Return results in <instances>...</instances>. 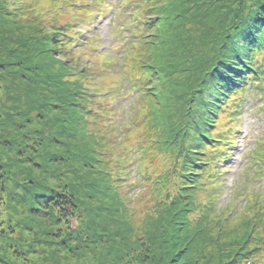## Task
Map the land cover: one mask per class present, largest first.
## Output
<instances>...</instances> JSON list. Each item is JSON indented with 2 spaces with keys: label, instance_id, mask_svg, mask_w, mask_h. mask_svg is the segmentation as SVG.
Here are the masks:
<instances>
[{
  "label": "rangeland",
  "instance_id": "1",
  "mask_svg": "<svg viewBox=\"0 0 264 264\" xmlns=\"http://www.w3.org/2000/svg\"><path fill=\"white\" fill-rule=\"evenodd\" d=\"M247 1V7L252 5L249 4L252 0ZM129 2L143 8L144 12L136 14L140 19L156 20L155 28L133 48L128 46L130 34L122 31L126 19L133 20L127 16L129 9H120L123 12L119 17L115 14L116 8ZM238 2L0 0V36L4 33L6 41L11 37L17 43L32 38L31 47L22 43L20 47L41 50L39 60L30 58L39 70L43 67L35 75L30 73L32 90L30 85L12 79L21 75L19 67L13 66L17 55L10 50L15 47L10 45L4 55L0 53V65L5 67L4 72L0 71V163L8 181L4 219L9 224L6 228L14 230L8 233L11 238L0 242V258L4 264H172L165 244L169 245L170 237H175L179 228L171 236L167 232L166 219L174 218L175 211H168V207L157 203L163 197L153 187L170 164L169 156L162 151L166 146L158 143L162 139L166 142L180 130L181 124L176 128L175 123L183 118L181 113L190 107L189 102L195 101L192 97L195 89L202 86V72L208 70L205 67L202 71L205 53L226 15L231 16ZM15 8L49 15L43 25L51 23L49 20L75 21L82 25L85 39L93 37L91 45L75 57L63 60L34 31L37 26L32 19H20V11ZM214 24L218 29L213 28L206 39ZM197 49L204 52L200 61L191 52L187 53ZM194 65L199 67L193 77L184 73L180 79L175 73ZM151 67H154L152 71ZM148 69L153 74L145 86L149 99L143 101L142 93L132 83L141 79ZM206 72L204 78L209 71ZM23 74L29 79V73ZM42 81L46 82L44 87ZM187 83H193L195 89L190 91L193 88L189 90ZM52 88L59 89L62 96H54ZM79 89L92 92L84 104L97 112L98 118L76 106L75 103H81L80 96L75 94ZM256 93H248L244 103L240 102L243 110L234 127L235 147L228 153L231 160L217 163L218 173L222 175L218 178V217L214 218V214L210 219L203 217L208 226L203 239L187 246L184 237L185 242H180L184 249L174 264H224L229 249L223 245L235 240L249 218L237 214L247 202L245 197L264 204V175H255L264 167L255 169L254 166V157L264 143V105ZM177 106L181 107L180 112ZM230 117L226 112L216 121L221 122L220 127L209 131L218 133L230 127ZM222 124L226 127H221ZM181 134L186 136V129ZM34 142L43 143L31 152L29 147ZM25 146L27 155L23 153ZM211 150L206 148L204 153L211 156ZM215 167L212 164L207 168L213 171ZM147 174L149 180H146ZM209 179L204 175L199 181L202 187L195 197L201 205L206 203V196L214 187ZM41 184L65 188L74 195L82 218L73 221L72 228L79 226L91 239L107 241L121 251H111V247L108 250L106 243L89 245L79 243V239L71 241L67 236L56 240V233L61 231L50 220L31 212V190ZM194 193L190 190L188 195L191 197ZM192 202L198 205L194 198ZM185 209L183 217L186 213L189 220L186 229L191 231L190 226L200 218L202 207L199 206L197 214ZM230 210L234 216L227 217L225 222H228L217 231L220 216L225 217ZM155 228L161 231L156 234ZM263 234L264 228L260 227L254 233L248 232L247 237L263 238ZM136 247L141 255L147 256L150 252L149 259H133L128 251Z\"/></svg>",
  "mask_w": 264,
  "mask_h": 264
},
{
  "label": "trees",
  "instance_id": "2",
  "mask_svg": "<svg viewBox=\"0 0 264 264\" xmlns=\"http://www.w3.org/2000/svg\"><path fill=\"white\" fill-rule=\"evenodd\" d=\"M246 3H248V1L245 2V0H241L240 2L239 0L231 16L227 14L223 20L214 37L213 44H211V46L209 45L210 48L205 53L204 65L202 66V71L205 67H208L206 71L209 72L205 78L204 75L207 72H202L203 82L201 83L202 80L200 81L202 86L199 89H195L193 88L195 87L193 83H187L189 90L193 88L190 91L195 89V94L192 97L195 101L189 102L190 107H188L185 112L181 113L184 114L183 118L175 123L176 128L181 124L180 130L176 129L178 133L169 140H166V142L162 139L158 143H163L166 146L165 150L162 151L169 156L170 164L167 168L168 170L160 175L158 180L153 183V187H155L154 191L158 193L160 198L162 196L164 199L158 200L157 203L164 205L166 209L168 207V211H175L173 213L174 218L166 219L167 232H170L171 236L173 230L179 228L176 236L170 237L173 241L170 243L169 239V245L165 244L168 248L167 253L170 252L169 263L172 262V264H174L173 262L178 257V254L184 249L180 243L185 242L184 237L187 240L188 246L189 244H194V242L200 238L203 239L206 235L208 226L202 221L203 217L204 219H210L213 214L214 218L218 217V214H216V203L219 199L217 192L220 190L218 178L222 177V175L218 173L219 168L217 167V163H225L231 160L230 154L228 153L235 147L232 136L241 117L240 112L243 110L242 103H244L246 95L251 92H257L255 95L262 98V105H264V90L262 91L264 87V0H252L249 3L252 5L248 7ZM102 7L106 8V6ZM116 9H118L115 10L117 17H119L120 13L125 9H129V15L127 16L133 18L132 22H129L130 18H127V22L124 23L122 29V31L125 30L124 32H127L131 36L128 40V42H131V44H128L131 48H133L138 41H142L143 36L145 34L147 35L148 31L156 26V20L154 18L153 20L147 18L144 21L136 15L144 12L142 11L143 8L138 5L129 2L122 4L121 7ZM120 9L123 11H120ZM15 10L20 11L19 14L16 13L19 15V18L22 17L24 20L28 21L32 19L31 21L37 26L34 31H37L42 39L46 41V45H50L57 54L59 53V57L63 60L73 58V56L75 57L77 52L87 50L91 45L90 41L93 37H91V39H85L86 35L82 30V25L75 21L58 23L49 20L48 22L51 23L43 25L42 23L46 21L49 15L40 16L31 10L25 12L22 11V9L15 8ZM56 16L58 15L54 17ZM20 19L18 21H20ZM6 23L7 22H5V24ZM213 28L218 29L215 24L210 27L206 34V39L211 34ZM10 38L6 41L4 33L1 34L0 53L4 55V51H6L10 45L11 47H15L10 51L12 54H16L19 57L14 56L13 66L19 67L18 71L21 72V75L13 77L12 79L30 85L33 90L31 74L35 75L37 71H43V67L40 70L38 66L35 67L36 64L32 63L30 57L39 60L38 56L42 54V51L34 48L29 50L20 47V43H22V46L31 47L32 44L30 40L32 38L30 37L24 38L23 41H19V43ZM187 51V53L191 52L193 58L199 61L200 57L202 58L204 55V52H201L200 49ZM105 57H107V55H105ZM79 67L80 69L82 68L81 66ZM198 67L199 66L194 65L188 70L186 67L185 70L175 73H177L180 79H183L184 73H187V76L191 75L193 77L196 75ZM4 68V64L0 65V71L4 72ZM152 68L154 67H151V71ZM151 71L149 69L146 70L141 79L132 83V85L142 93L141 98L143 101L149 99L145 86L148 79L153 74ZM24 72L29 73V79L26 77V73L23 74ZM45 84L46 82L42 81L43 87ZM23 88L27 90L25 86ZM62 88L63 87H61L60 90H62ZM52 90L55 92H53L54 96L59 98L62 96V94H59V89L52 88ZM90 93L92 92L85 89L77 90L75 94L77 97L80 96L81 103L75 104L77 107L81 106L80 108L83 109V113L98 118V113L95 111L92 112V108L90 111V108L84 104V102L88 100L87 95ZM63 96L65 95L63 94ZM178 97L179 96H177V98ZM230 107H233L232 110H230ZM176 109L180 112L181 107L177 106ZM226 112L231 114L229 118V122H231L229 123L230 127L218 133L210 132L209 129H218L220 127L221 122L216 121L224 116ZM93 113L97 116H94ZM22 116L24 118L25 114ZM185 122L187 123L185 124ZM23 126L25 127L24 124ZM221 127H223V124ZM225 127L226 125H224L223 128ZM185 129L187 132L186 136L181 134ZM188 132L193 133L189 134ZM153 142L156 143L155 140H153ZM42 143L43 142H36V145L32 143L29 149L31 152H35L36 147ZM209 147L212 148L211 156H209L208 153H204L206 152L205 149ZM27 149V146L23 149L25 155L28 154ZM213 157H215V159H213ZM29 161H32L31 157H29ZM254 161V166L257 167L255 169L264 167V143L261 144L259 151L254 157ZM212 164L216 166L213 171L207 168ZM205 168H207V170H205ZM258 173L263 176L264 169L257 171L255 175ZM204 175L209 176V182L214 187L211 189L212 192L208 193L206 196V203L201 205L198 203V199H196L195 196L199 191V187H202L199 181ZM148 176L149 174H147L146 180H149ZM253 178L259 177L253 176ZM7 184L8 181L5 168L0 163V242H2L3 239L11 238L10 235H8L9 232L14 233L12 228H9L10 231H8L9 229L6 227L9 224L4 219L7 206ZM29 190H31V187L28 188V191ZM190 190L195 192L191 197L188 195ZM30 194L32 215L50 220L57 231H61L56 233L58 237L55 238L56 240L63 239L64 236H67L71 238V241L79 239V243L82 244L88 243L89 245H98L106 243L108 250L110 249L111 245L109 242L91 239L93 237L86 234L79 226L75 228L71 227L72 222L80 221L82 216L78 210V203L69 190L67 191L65 188L60 189L58 186L41 184L35 185ZM192 198L197 201L198 205L202 207V210L198 214L200 218L197 220L196 224L190 226L191 231H189L186 229L187 223H189V220L186 219V213L185 217H183L184 209L187 208L185 209L186 212L188 210L193 214L199 212V206L192 202ZM245 198L247 202L244 208L237 214H243L244 216H249V218L247 222L241 226L235 240L229 241L223 245L224 249H229L227 261L224 264H264V237H247L248 232L254 233L257 228H264V204L262 205L260 203L261 201H253L252 199L249 200L247 197ZM189 200H191V203ZM227 208L234 210L233 207ZM234 214L230 210L225 217L220 216L217 231H221L222 226L228 222H225V219L230 215L234 216ZM158 224H160V222H158L156 226ZM159 229L161 231V228ZM159 229L157 230V228H155L156 234H158L157 232ZM183 231L184 234H182ZM188 231L190 232L189 234ZM178 248L180 249L178 250ZM111 251L119 252L121 250L117 247H111ZM128 252L132 254L131 256L133 259H140L141 261H144V259L148 260L150 257V252H147V256L141 255L137 247ZM16 254L19 255V252L17 251ZM1 260L0 258V264H4ZM183 262L185 263L186 261L184 260Z\"/></svg>",
  "mask_w": 264,
  "mask_h": 264
}]
</instances>
